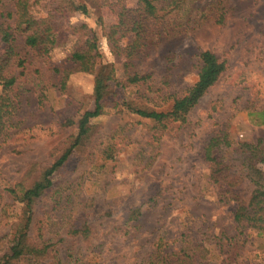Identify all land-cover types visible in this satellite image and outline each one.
<instances>
[{"label": "rangeland", "instance_id": "obj_1", "mask_svg": "<svg viewBox=\"0 0 264 264\" xmlns=\"http://www.w3.org/2000/svg\"><path fill=\"white\" fill-rule=\"evenodd\" d=\"M123 3L133 6L137 0H94L88 4V13L77 11L68 21L70 25L86 22L97 30L106 65L116 58L103 27L116 22ZM224 4L228 9L224 24L207 20L162 36L150 42L137 64L142 72L152 73L154 89L163 82V91H174L195 81L200 51L210 49L226 59V71L190 111L187 122L174 131L161 132L148 119L108 101L107 112L92 120L96 131L92 139L55 175L60 186L74 180L72 186L63 191L55 186L36 205L32 238L56 240L63 260L69 248L82 246L85 255L93 248L100 251V264H145L158 251L160 238L165 241L161 250H177L184 228L238 232L233 220L235 204L219 200L201 152L205 139L222 127L239 139L264 136V125L252 123L248 116L250 110L264 106V0H224ZM10 8L7 0H0V10ZM16 43L26 63L25 67L12 66L14 74H19L17 84L22 85L16 114L20 125L0 142L4 185L0 186V253L12 243L20 213L19 204L3 212L10 201L4 187L21 179L35 163L51 164L75 129L62 126V121L79 115L93 102L94 74L74 72L62 89L60 74L54 70L71 65L72 52L80 45L76 37L44 56L29 50L21 35ZM138 88L144 91L146 86L129 85L128 95H136ZM106 135L113 136L116 153L103 162ZM153 186L156 199L150 204L146 198ZM73 200L75 214L84 212L93 227L91 238L82 244L62 222L65 204L71 206ZM133 205H141L142 213L125 223ZM239 235L246 242L236 247L240 255L231 264H264V230L248 228ZM211 249L207 264H228L224 254L214 246Z\"/></svg>", "mask_w": 264, "mask_h": 264}, {"label": "trees", "instance_id": "obj_2", "mask_svg": "<svg viewBox=\"0 0 264 264\" xmlns=\"http://www.w3.org/2000/svg\"><path fill=\"white\" fill-rule=\"evenodd\" d=\"M93 1L7 0L11 8L0 10V142L11 135V129L20 125L16 114L21 105L22 85L17 84L19 74L12 71L14 64L25 67L26 63V57L17 49L19 35L25 46L40 56L50 54L74 37L80 42L72 52L71 65L54 68L56 74H60L62 89L74 72L94 74L92 105L79 115H70L62 121V126H74L75 129L53 162L44 166L35 163L21 179L4 187L10 201L2 208L3 212L6 214L8 207L19 204L20 213L14 225L12 243L0 253V264H100V251L96 248L87 255L82 246L69 248L67 259L63 260L56 240L31 237L36 205L45 194L61 185L56 182L55 175L64 170L74 153L92 139L96 133L92 120L107 112L108 101L114 100L130 114L148 119L158 131H174L187 122L190 111L227 69L226 59L204 49L198 54L195 81L179 90L163 91V82L154 89L152 73L137 68L150 42L207 20L224 24L228 13L224 0H137L133 6L123 3L118 8L116 22L103 27L116 58L107 65L103 64L97 30L86 22L68 23L77 11L88 13V4ZM101 21L99 18V23ZM129 85L146 86V89L140 91L138 88L136 95L130 96L127 93ZM248 116L252 123L264 125V106L250 110ZM106 136L101 151L103 162L112 159L116 153L113 136ZM201 156L209 163L208 181L215 187L219 200L235 204L233 220L238 232L231 235L225 231L209 233L184 228L177 250H161L165 241L160 238L158 251L145 264H207L212 246L231 264L233 258L240 255L237 249L246 242L239 232L248 228H256L260 233L264 230V136L239 139L228 127H222L205 139ZM72 183L74 180L66 182L60 189H69ZM0 186H4L1 179ZM155 189L153 186L146 198L150 204L155 202ZM55 202L59 203L58 200ZM70 202L71 206L65 204L62 222L67 226L68 234L82 244L91 238L93 227L84 212L75 214V200ZM141 213V205L131 206L125 214V223L136 220Z\"/></svg>", "mask_w": 264, "mask_h": 264}]
</instances>
